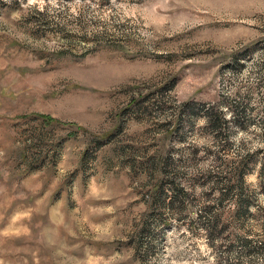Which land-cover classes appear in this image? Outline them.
<instances>
[{"label":"rangeland","instance_id":"374dc122","mask_svg":"<svg viewBox=\"0 0 264 264\" xmlns=\"http://www.w3.org/2000/svg\"><path fill=\"white\" fill-rule=\"evenodd\" d=\"M0 264H264V0H0Z\"/></svg>","mask_w":264,"mask_h":264},{"label":"trees","instance_id":"16d2710c","mask_svg":"<svg viewBox=\"0 0 264 264\" xmlns=\"http://www.w3.org/2000/svg\"><path fill=\"white\" fill-rule=\"evenodd\" d=\"M40 116V118L41 119H43V120H45V121H53L51 118H49V117H46V116H42V115H39ZM74 135V134H73ZM110 136V134L109 135H106L105 137H104V139H107L108 137ZM98 140L99 141H97L96 143H99L101 140H103V138H98ZM31 171V168H28L27 169V173H29ZM244 172V169H243V165H240L239 167H238V169L236 170V172H235V175L233 176V182L236 184V185H238L239 187H241L242 185H243V183H244V180H243V173ZM161 184V183H160ZM233 187H234V184H233ZM156 189L157 190H159L160 189V186H158L157 185V187H156ZM182 193H183V195L185 196L186 195V187H181L180 189H179ZM219 218H221V217H218L217 219H219ZM214 224H217V223H211V224H209V225H205V230L209 233V234H211L212 232H214L215 230H217V229H215V225ZM227 227H228V225H226Z\"/></svg>","mask_w":264,"mask_h":264}]
</instances>
